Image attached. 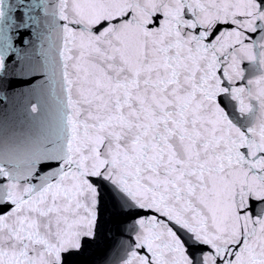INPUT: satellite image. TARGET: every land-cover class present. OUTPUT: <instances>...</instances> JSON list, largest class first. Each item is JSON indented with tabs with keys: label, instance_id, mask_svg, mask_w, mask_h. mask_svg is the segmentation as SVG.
I'll list each match as a JSON object with an SVG mask.
<instances>
[{
	"label": "snow or ice",
	"instance_id": "snow-or-ice-1",
	"mask_svg": "<svg viewBox=\"0 0 264 264\" xmlns=\"http://www.w3.org/2000/svg\"><path fill=\"white\" fill-rule=\"evenodd\" d=\"M0 101V264H264V0H0Z\"/></svg>",
	"mask_w": 264,
	"mask_h": 264
},
{
	"label": "water",
	"instance_id": "water-1",
	"mask_svg": "<svg viewBox=\"0 0 264 264\" xmlns=\"http://www.w3.org/2000/svg\"><path fill=\"white\" fill-rule=\"evenodd\" d=\"M2 105H3V101H0V106H2ZM20 107H21L22 113L24 115V118L27 119L30 114L26 111V106L23 105V103H21Z\"/></svg>",
	"mask_w": 264,
	"mask_h": 264
}]
</instances>
